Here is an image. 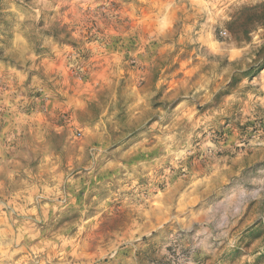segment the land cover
Listing matches in <instances>:
<instances>
[{
	"label": "rangeland",
	"instance_id": "1",
	"mask_svg": "<svg viewBox=\"0 0 264 264\" xmlns=\"http://www.w3.org/2000/svg\"><path fill=\"white\" fill-rule=\"evenodd\" d=\"M260 65L264 0H0V264H252Z\"/></svg>",
	"mask_w": 264,
	"mask_h": 264
},
{
	"label": "trees",
	"instance_id": "2",
	"mask_svg": "<svg viewBox=\"0 0 264 264\" xmlns=\"http://www.w3.org/2000/svg\"><path fill=\"white\" fill-rule=\"evenodd\" d=\"M53 36H58L55 33L53 34ZM264 68V65H260L258 66L256 69L258 71L262 70ZM253 70H255L254 67H251L249 70H247L244 73H241L240 75H245V76H251L254 77L256 75V73H252ZM237 77H233V81L229 82L224 91H221L219 93L220 96H224L226 94H228L229 92H231L233 90V88H235L234 86H236L235 81L237 82ZM264 238V223L260 222V223H256L255 225H253L252 227H250L249 229L246 230L245 234H244V239H246V246H252L257 240L263 239ZM252 264H264V250L262 252H260V254L255 258L254 262Z\"/></svg>",
	"mask_w": 264,
	"mask_h": 264
}]
</instances>
